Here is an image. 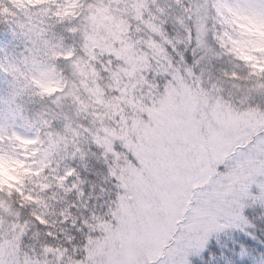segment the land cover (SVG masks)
Returning <instances> with one entry per match:
<instances>
[{
	"label": "rangeland",
	"instance_id": "374dc122",
	"mask_svg": "<svg viewBox=\"0 0 264 264\" xmlns=\"http://www.w3.org/2000/svg\"><path fill=\"white\" fill-rule=\"evenodd\" d=\"M162 2L108 0L97 6L86 21L85 55L68 63L72 82L54 101L59 126L49 132L44 157L70 138L83 149L85 135L90 147L107 153L109 176L121 178L104 208L85 219L87 243L65 253L27 241V223L0 199V264H178L188 242L208 228L211 240L222 245L241 238L262 243L255 233L264 232V85L241 84L212 70L216 56L203 41L204 1L192 11L195 54L188 60L178 55L174 45L182 39L173 42L165 28L181 23ZM95 59L103 78L86 67ZM133 153L144 161L135 170L129 168ZM123 185L136 187L140 207L155 211L136 226L106 231L99 225L117 223L111 211ZM255 210V219H248Z\"/></svg>",
	"mask_w": 264,
	"mask_h": 264
},
{
	"label": "trees",
	"instance_id": "16d2710c",
	"mask_svg": "<svg viewBox=\"0 0 264 264\" xmlns=\"http://www.w3.org/2000/svg\"><path fill=\"white\" fill-rule=\"evenodd\" d=\"M203 1V41L216 56L212 70L241 84L264 85V0H164L162 8L181 23L165 28L173 42L182 39L174 45L178 55L188 60L195 54L192 11ZM104 5L108 0H0V199L20 223H27V241L65 253L87 243L85 219L97 207L104 208L110 192L114 196L108 155L90 147L85 135L83 149L70 138V144L62 140L54 156L44 157L49 132L58 125L54 101L57 96L61 100L72 82L66 67L85 55L86 21ZM96 60L86 67L93 66L103 78ZM61 109L66 110L64 103ZM69 169L75 175L67 176ZM258 213L246 217L255 219ZM255 235L262 243L241 238L222 245L211 240L195 264L264 263V232Z\"/></svg>",
	"mask_w": 264,
	"mask_h": 264
},
{
	"label": "snow or ice",
	"instance_id": "6c2138e0",
	"mask_svg": "<svg viewBox=\"0 0 264 264\" xmlns=\"http://www.w3.org/2000/svg\"><path fill=\"white\" fill-rule=\"evenodd\" d=\"M189 36L191 37V30H189ZM199 135L203 137L206 134L202 129H200ZM107 150L115 153L114 147H110ZM138 161L140 163H144L143 159H141V156L139 154L133 153L129 157V168L135 170ZM215 164H216L217 175H219L220 174L219 159L215 161ZM66 175L67 176L75 175V169H69L66 172ZM110 175L113 177L114 180L120 181L121 179L119 176L116 175L115 172L110 171ZM144 179L147 182L151 183V177H144ZM28 198L31 199V197ZM125 201H128L129 203L125 204L124 203ZM114 203L116 204V207L114 210L111 211V216L112 219L117 223L114 225L111 222H108L99 225L100 227L104 228L106 231H110L112 227H116V230L119 232L120 226H122L124 223H128L130 225L136 226L137 220L143 223L144 217L151 215L155 211V208L152 205H148L143 208L140 207L141 197L138 194V189L134 186L129 187L127 185H123L122 191L117 193V200L114 201ZM189 203H190V208L196 207V205L192 204L191 202ZM185 216L187 217V212L185 213ZM34 219H36L41 224L46 223V221L41 219V217L39 216H35ZM211 235H212V229L208 228L204 230L202 235H198L194 240H190L188 242L186 249L180 255L178 264H195L194 258L199 256L201 251L206 249L208 243L211 240ZM89 243H92L91 239L89 240ZM159 253L160 250L157 249L154 255H159ZM156 264H168V261L166 259H162L160 261H157ZM173 264H176V262L174 261Z\"/></svg>",
	"mask_w": 264,
	"mask_h": 264
},
{
	"label": "clouds",
	"instance_id": "9594fccd",
	"mask_svg": "<svg viewBox=\"0 0 264 264\" xmlns=\"http://www.w3.org/2000/svg\"><path fill=\"white\" fill-rule=\"evenodd\" d=\"M0 172H2V166H0Z\"/></svg>",
	"mask_w": 264,
	"mask_h": 264
}]
</instances>
